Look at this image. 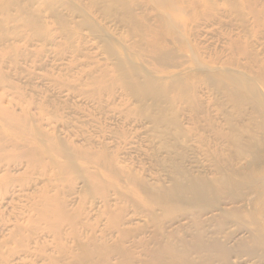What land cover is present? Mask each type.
<instances>
[{
  "label": "rangeland",
  "instance_id": "obj_1",
  "mask_svg": "<svg viewBox=\"0 0 264 264\" xmlns=\"http://www.w3.org/2000/svg\"><path fill=\"white\" fill-rule=\"evenodd\" d=\"M193 1L0 0V108L88 155L0 121V264H264V27Z\"/></svg>",
  "mask_w": 264,
  "mask_h": 264
},
{
  "label": "bare ground",
  "instance_id": "obj_2",
  "mask_svg": "<svg viewBox=\"0 0 264 264\" xmlns=\"http://www.w3.org/2000/svg\"><path fill=\"white\" fill-rule=\"evenodd\" d=\"M156 1L161 3V6L164 9H167L169 11H173V12H176V13L179 12L178 5H179V3L181 4L180 0H156ZM211 3H212V0H195V1H193V5L194 6H196V7H200V6L204 7L203 8L204 9L203 10V14H200V15L199 14H194L193 18H188V19L190 21H192V22H195V21H198L200 19H203L204 18L203 16H206V15L210 14L209 10L212 9L211 8L212 7ZM260 3H261V0H245L244 7L250 14H252L256 18L257 23L261 27H264V4H263L262 9H259V10L254 7L255 5L260 4ZM169 22H171V21H169ZM151 33L154 34L155 38L158 37V33L156 31L152 30ZM234 49H235V47H234ZM239 55L240 56L247 55L246 49L240 48ZM151 59H152V57H151ZM262 68L264 70V66ZM262 75H263V79H264V74H262ZM2 79L4 81V82H1L2 85H4V83H7V80H5V78L2 77ZM101 83H102L101 81H95V84L99 85L98 89H96L97 91H99L98 94H101L103 92V88L100 86ZM232 83L237 88L243 87L242 86L243 83L241 81L237 80V79H233L232 78ZM8 87L11 90H13V91L15 90V85H13V84H9ZM129 88L132 91H135V92H140V91L143 90L144 93H148V94L151 93L150 92L151 85H148V84L143 85V84H139V83H133L132 85H129ZM171 88H172V86H171ZM247 89L245 88V90L247 92H249L250 89H248V90ZM252 93H253V95H255L254 90H252ZM0 121L2 122L3 126H6L8 128V131L10 133H12V134H15V135H18V136L21 135L24 138H29V139L32 138V140H34V141H37V142H40V143H45L47 145L48 152L50 153V155H52L54 157L55 156L56 157L57 156H64V157H67L68 159L72 160V159H74L76 157L79 158L81 156H82L83 159H85L86 156H88V155H86L84 153V151H81V150H78V149L75 150L76 152H71L68 148H65L66 145H64L62 142L60 143V142L57 141V139H54V138L52 139V137H47L45 135L44 129H42L38 125V123L36 122L35 118L31 117V114H29L27 112L23 113L22 116H19L16 113H14L13 111L7 110L5 108L4 109L0 108ZM262 127H263L262 130L264 131V124L262 125ZM16 148L19 149V146L16 145ZM99 158H101V157H99ZM43 164H40V165L42 166ZM51 164L56 165L58 167V170L60 171V173H65L66 174L68 171L75 169L70 163L67 164V165H57L58 162H54V163H51ZM197 190L199 191V193L201 195H204L205 192L203 191L202 188H199ZM171 206L172 205H169V204L165 205V208H166V210L168 212L171 210L170 209Z\"/></svg>",
  "mask_w": 264,
  "mask_h": 264
}]
</instances>
